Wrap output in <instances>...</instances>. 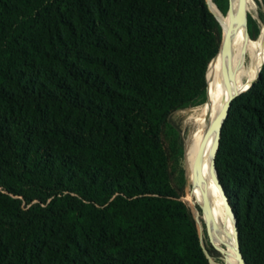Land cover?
<instances>
[{"label":"trees","instance_id":"obj_1","mask_svg":"<svg viewBox=\"0 0 264 264\" xmlns=\"http://www.w3.org/2000/svg\"><path fill=\"white\" fill-rule=\"evenodd\" d=\"M222 38L207 0H0V264L223 260L183 199L176 116L222 94ZM216 168L243 259L264 264V66L232 101Z\"/></svg>","mask_w":264,"mask_h":264},{"label":"bare ground","instance_id":"obj_2","mask_svg":"<svg viewBox=\"0 0 264 264\" xmlns=\"http://www.w3.org/2000/svg\"><path fill=\"white\" fill-rule=\"evenodd\" d=\"M211 2L213 6L215 3L212 0ZM238 9L239 0H232L231 9L225 16L218 7L217 10L215 9L222 18L224 32L228 30L232 23L236 22L233 27L232 62L231 65H226L225 79L218 81L212 77L211 73L214 65L221 61V56L219 55L212 60L209 70L212 83L219 89H225V92L212 101L194 107L187 118L190 128L186 134L184 148L185 158L189 165L195 188L202 195L201 199L203 202L201 211L203 218H206V212L204 213L203 209H207L208 213L210 212L212 214L220 228L214 226L212 223L210 227L227 241L226 264H243V262L240 260L237 252L238 248L233 216L226 213L216 178L211 174L212 153L216 139L215 129L212 133L214 145L209 147L211 154L210 164L206 156V146L204 147V153L202 155V167L196 164V162L203 143H205L210 130L215 126L222 107L231 94L229 84L231 83L232 76L235 78L237 92L241 93L251 87V84L257 79L260 70L264 66V27L261 34L253 41L248 35V17L249 15L253 17V15L248 14L247 11H256V0H246V15L237 20ZM253 18L255 19V17ZM251 69H257L256 74H252Z\"/></svg>","mask_w":264,"mask_h":264},{"label":"water","instance_id":"obj_3","mask_svg":"<svg viewBox=\"0 0 264 264\" xmlns=\"http://www.w3.org/2000/svg\"><path fill=\"white\" fill-rule=\"evenodd\" d=\"M207 2H208V5H209L211 11L216 15L217 20L220 22V24L222 26V18L219 16V14L213 8L211 0H207ZM231 6H232V0H229V10L231 9ZM229 10H228V12H229ZM245 15H246V0H239V9H238L237 20L242 18V17H244ZM235 23L236 22L232 23L231 26L228 28V30L226 32H224V30H223V38H222V42H221V46H220V51H219V53L217 55V56H219V55L221 56L222 65H227V64L231 65V62H232L233 27H234ZM222 29H223V26H222ZM248 35H249V32H248ZM261 71H262V69L260 70L257 79L251 84V87L259 79V77L261 75ZM220 79H222L221 76H220ZM229 85H230L229 87L231 89V94H230L229 98L227 99V101L224 103V105L222 107V110H221V112H220V114H219V116H218V118H217V120L215 122L216 139H215V147H214V150H213V153H212L211 174H212V176H214L216 178V183H217L221 198L223 200V204H224L226 213L233 216L234 223H235L234 226H235V231H236V244H237V248H238L237 252L239 254L240 260L243 262V264H246L245 260L243 259V256H242V253H241V249H240L236 216H235L234 212L232 211V207L230 205V202H229V199H228V197L226 195V192H225V190H224V188H223V186L221 184L220 177L218 175V171H217V168H216V155H217V152H218V149H219V145H220L221 132H222V128H223L224 122H225V120H226V118L228 116L232 101L238 95H240L241 93L245 92V91H243L241 93L237 92V87H236V84H235V78L233 76L231 78V83ZM204 147H205V143L202 145L200 153H199V155L197 157L196 164H198L200 167H202L201 165H202V155L204 153ZM203 211H204V213L206 212V218L204 219V223H205V227H206V240H203L201 238L202 239V246L204 248L205 254L210 259L209 250L210 251H214L215 248H216V244L213 242L212 236L210 234V226H211L210 215H209L207 209L206 210L203 209ZM198 214H200V213H198ZM194 216H195V214H194ZM195 218H196V221H197V224H198L199 220H198L197 216H195ZM210 262H211V259H210Z\"/></svg>","mask_w":264,"mask_h":264},{"label":"rangeland","instance_id":"obj_4","mask_svg":"<svg viewBox=\"0 0 264 264\" xmlns=\"http://www.w3.org/2000/svg\"><path fill=\"white\" fill-rule=\"evenodd\" d=\"M256 3H257V9H256V11L250 12L248 10L247 13L253 15V17H255V20L258 21V24H259V27H260V34H261L262 29L264 27V19H261L260 18V13H263V16H264V0H256ZM251 40L253 41L254 39L251 38ZM250 71H251L252 74H256L257 69H251ZM225 77H226V75H225ZM222 91L225 92V89H222ZM193 109L194 108H189V109H186V110H183V111H179L176 114L177 118L181 120V122L183 124V129L186 131V133L189 131V128H190V124L188 123L187 118L191 114V112L193 111ZM214 129H215V126L210 130V132H209V134H208V136L206 138V141H205V146H206V151H207V153H206L207 155L206 156H207V159H208V163L209 164H210V158H211V154L209 152V147L211 145H214V139L212 137V133H213V130ZM182 168L184 169L185 174H187V176L191 179V182H192V190H193V193L190 190H188V180H187V195L183 199L190 206V208L194 212L195 216H197V218L199 220L198 221L199 222L198 223V226H199V231H200L201 238L203 240H206V227H205L204 220L202 218V211H201L202 200L199 197L196 196V195H198V196L201 197L202 195L195 188V184H194V181H193V177H192V174L190 172L189 165L187 163L186 158L182 162ZM186 179H187V177H186ZM220 210H221V208H220ZM198 213H200V214H198ZM212 240L216 244V246L218 247V249L221 252H223L224 251V248L217 241V239L215 237L214 238L212 237ZM225 256H226V254H225ZM225 256L223 257V260L221 259V257H217L218 259L212 257L210 264H214L215 262L217 263V262H219L218 260H220V263H223L224 262L226 264V262H225Z\"/></svg>","mask_w":264,"mask_h":264}]
</instances>
